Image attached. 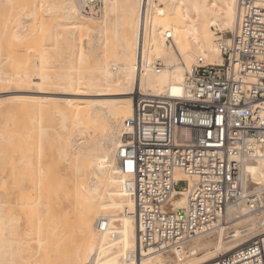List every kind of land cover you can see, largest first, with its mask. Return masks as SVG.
Masks as SVG:
<instances>
[{"label":"bare ground","instance_id":"6f19581e","mask_svg":"<svg viewBox=\"0 0 264 264\" xmlns=\"http://www.w3.org/2000/svg\"><path fill=\"white\" fill-rule=\"evenodd\" d=\"M81 6L82 0H0V112L13 101L33 105L63 102L69 106V123L66 112H58L62 129H68L69 124L67 146L60 151L63 155L69 153L70 172L69 196L65 195L66 199L69 197V212L65 209L66 216L61 218L55 214L44 217L42 212L50 211L49 205L41 201L46 168L40 161L28 165L23 161L30 173L22 174V178L28 184L40 181L41 186L30 189L28 197L24 191V200L18 205L30 207L35 218L28 233H18L20 215L9 210L14 207L10 208L2 196L6 193V184H1L2 175L5 176L2 167L15 164L11 167L17 168L25 155L22 152L24 156L19 159L16 154H7L5 146L4 151L1 149L2 143L19 144L11 141L15 120L5 119L8 110L1 112L6 123L0 122V264H32L30 261L42 252L47 262L34 260L35 264H203L254 237L264 239V233H260L264 211L249 213L248 207L241 205L228 210L227 223L211 235L190 241L183 251L141 249L135 218L136 180L133 175L124 174L118 162L123 121L132 115L135 95L138 91L159 95L167 88L179 93L187 70L200 58L221 63L216 35L234 31L236 0H104L103 13L98 18L82 15ZM89 37L93 41L87 47L79 44ZM45 40L49 42L44 43ZM31 41L37 42L33 45ZM30 56L34 59L30 66L14 63L26 62ZM158 60L164 61L165 66L157 68ZM37 134L44 139L47 127L39 126ZM40 141L36 147L38 155ZM244 170L248 183L262 189L264 157L249 160ZM9 171L15 177L22 173L16 176ZM177 176L192 184V179L181 171H177ZM57 178L54 187L64 186ZM1 188L5 193H1ZM261 196L264 199V193ZM186 204L187 192L178 190L168 205L182 212ZM30 217L31 221L33 216ZM104 220L110 225L105 231L100 228ZM42 228L53 231L40 233ZM230 228L235 232L228 233ZM32 241L37 244L35 249Z\"/></svg>","mask_w":264,"mask_h":264},{"label":"built area","instance_id":"2783aa9c","mask_svg":"<svg viewBox=\"0 0 264 264\" xmlns=\"http://www.w3.org/2000/svg\"><path fill=\"white\" fill-rule=\"evenodd\" d=\"M236 3L234 31L216 40L222 62L200 58L179 93L138 91L123 121L118 162L136 180L141 249L183 251L227 223L230 208L264 211V186L250 185L244 170L249 160L264 157V0ZM103 5L82 0L81 14L98 18ZM178 190L187 192L182 212L168 205ZM109 226L108 220L100 224L103 231ZM261 228L264 233V218ZM203 264H264V239L254 237Z\"/></svg>","mask_w":264,"mask_h":264},{"label":"rangeland","instance_id":"374dc122","mask_svg":"<svg viewBox=\"0 0 264 264\" xmlns=\"http://www.w3.org/2000/svg\"><path fill=\"white\" fill-rule=\"evenodd\" d=\"M22 2H20V4H21ZM10 26V25H9ZM229 31H224V32H218L217 33V35H216V38L218 39V36L220 35L219 33H228ZM230 34V33H229ZM228 34V35H229ZM93 41V39L91 38V37H89L88 39H86V40H81L80 42H79V44L81 45V46H83V47H87V45L88 44H90L91 42ZM34 42L35 41H31L30 43L32 44L33 43V45H34ZM37 42V41H36ZM35 42V43H36ZM49 41L48 40H45L44 41V43H48ZM31 44H29L30 46H31ZM32 45V46H33ZM36 45V44H35ZM122 47H126L125 45H123ZM32 56H30L28 59H30L29 60V62H28V59L26 58V62H24V60L21 62V60L19 61V62H21L22 64H20L19 62H14L15 64L17 63V64H19L20 66L21 65H23V67H24V64L23 63H27V65H28V63H29V66L31 65L30 64V61L32 62L34 59H32L31 58ZM161 62L163 63V66H165V63H164V61H162L161 60ZM26 65V66H27ZM162 66V67H163ZM58 68V67H57ZM30 70H34L32 67H30ZM51 70H53V69H51ZM55 70H59V69H55ZM176 73H177V70H175V72H173V74L174 75H176ZM30 87V89H33L32 88V86H29ZM13 89V88H12ZM36 88H34V90H35ZM50 90H54L53 88H51ZM11 102H9V103H6V105H4V107L5 108H3L2 109V111L1 112H6V110H8V112L10 111V109H14V110H11L9 113H10V115H7L8 114V112H7V114H5L4 113V115H6V118L4 117V116H2L3 118H5L6 120L8 119V120H10V118H12V119H14L15 120V123L14 124H12L11 125V127H13L12 128V132H13V134H12V136L14 137V139H13V137H12V140L11 141H17V143H19L18 145H16V142H11L9 145L11 146V148H13V149H11L10 147H9V145L7 146L5 143L3 144L2 143V146H1V149H3V151H4V146H5V149H7V150H5V152L7 151L8 153L7 154H16V156H17V158H19L20 159V157L22 158L24 155V157H25V159H22L21 161L22 162H20L21 164H19V161H18V163L16 164V167L17 168H12L14 165H4L3 164V166L4 167H2V168H5V171H4V169H2L3 171L1 172V174H3L4 173V178H3V175H2V179H4V180H2L1 181V184H2V186L4 185V183L6 184L5 185V192H3L4 191V188H1V193H5V194H2V196H3V199L4 200H8V202H9V205H10V208H11V206L12 207H14V208H12V209H9L10 211H12L13 213H15V214H17L18 216H19V218H20V220H18L19 221V223L18 224H20L19 226L20 227H18V225H17V232L18 233H22V234H24V230L26 231V230H29L28 228H30L31 227V225L32 224H34V218H35V213H31L30 212V207H29V209L27 208V207H25V208H20V205H18V204H20V200H22L23 199V196H24V194L26 193V196H27V192H31V190H33L32 188L34 187V189L36 188V186H41V182L39 183V182H37V183H32V184H28V183H26V180L25 179H23L22 177L23 176H25L26 174H28V173H30V167L29 166H27V168H26V165H25V163L23 164V161L25 160L26 162H27V165L29 164V163H34V164H37V161H40V162H42L41 164H42V168H46L45 170H46V173H47V176L45 177V178H43L44 180V183L46 184V186H45V184L44 183H42V186H41V189H42V193L43 194H45L44 196H43V194L41 195V201L43 200V202H45V203H47V206H48V210H49V208H50V211H48L47 213H43L42 212V215L44 216V217H47L48 215H56V217L58 216L59 218H61V217H63L64 215L66 216V210L65 209H67L68 210V212H69V197H68V199H66V197L67 196H69L68 194H67V192L69 193V153L67 154V155H63V154H61V151H60V149H61V147H62V149L64 150L65 149V147L67 146V141H68V137H69V124H68V129H66V130H63L62 129V123L63 122H61V120H62V116L60 115V113L58 112V111H63V112H66V114H67V112H68V114H69V106L67 107L66 106V104H64L63 102H57V103H55V104H53V103H51L50 105H41V104H31V103H28V102H18V104H17V106H16V104H14V101H13V103L12 104H10ZM21 103V104H20ZM22 103L24 104H26V106H25V104H24V108L22 107L23 105H22ZM10 104V105H9ZM56 104H58V105H56ZM12 105V106H11ZM19 105H21V107L23 108V110H24V113H23V110L21 109V107L19 106ZM28 105V106H27ZM41 106V107H39V106ZM36 106V107H35ZM37 106H38V108H37ZM49 106V107H48ZM64 106V107H63ZM18 107V108H17ZM59 107V108H58ZM60 107H61V109H60ZM6 109V110H5ZM39 109V110H38ZM52 109V110H51ZM59 109V110H58ZM16 110V111H15ZM19 110H20V112H19ZM67 110V111H66ZM0 112V117H1V115H2V113ZM11 112H14V114L13 113H11ZM56 112V113H55ZM15 113H17L16 115H20L19 117H17V116H15ZM36 113V115L35 116H33L34 114ZM40 114V115H39ZM67 114V119H68V123H69V115ZM15 116V117H14ZM1 117V118H2ZM8 117V118H7ZM17 117V118H16ZM24 117H26V121H25V118ZM58 117V118H57ZM1 118H0V122L2 123L3 122V125H5V119H4V121H3V118H2V120H1ZM32 118H33V120H32ZM34 118H36V119H34ZM53 119V120H52ZM32 120V122H30ZM36 122H35V121ZM19 121V123H17ZM5 122V123H4ZM28 122V123H27ZM34 122H35V124H34ZM0 123V124H1ZM17 124V125H16ZM2 124H1V126H3ZM15 126V127H14ZM17 126V127H16ZM34 126V127H33ZM39 126H41V127H47V130H48V134H47V136L46 137H44V139L42 138V139H39L38 138V130H39ZM32 127V128H31ZM14 128H15V130H14ZM35 128V129H34ZM38 128V129H37ZM27 129H28V131H27ZM32 129V130H31ZM22 130H25V131H22ZM14 131H17V132H19V133H17V132H14ZM31 131V132H30ZM33 131V132H32ZM28 132V133H27ZM20 133H21V136H20ZM31 133V134H30ZM58 133V134H57ZM18 134L20 137H21V139H20V137L17 135ZM25 134V135H24ZM29 134H30V136H29ZM24 135V136H23ZM28 135V136H27ZM68 135V136H67ZM60 136V137H59ZM19 137V138H18ZM24 137V138H23ZM28 137V138H27ZM32 138V139H31ZM59 138V139H58ZM66 138H68V139H66ZM24 139V140H23ZM41 140L40 142H41V146H40V149L39 150H41L40 151V155H38V153H39V151L38 150H36L38 147V141L39 140ZM65 139H66V141H65ZM25 142V143H24ZM60 143V144H59ZM20 144L22 145V146H20ZM27 144V145H26ZM29 145H32L33 147H31V146H29ZM17 146V147H16ZM20 146V147H19ZM28 146V147H27ZM7 147V148H6ZM19 147V148H18ZM37 147V148H36ZM28 148L32 151H29L28 150ZM20 149V150H19ZM14 150H15V152H14ZM17 151H20V153L18 152L17 153ZM38 151V152H37ZM60 151V152H59ZM24 153V155H23V153ZM31 153V154H30ZM37 153V154H36ZM60 153V155L58 156V154ZM23 155V156H22ZM35 155L36 156H38L37 157V159H36V157H35ZM32 156V157H31ZM41 156V157H40ZM31 160V161H30ZM61 160V161H60ZM67 160H68V162H67ZM24 161V162H25ZM44 164V165H43ZM22 165H24L25 166V168H26V170H25V168L22 166ZM2 166V165H1ZM12 166V167H11ZM14 169V170H13ZM9 170H12V172H14V175H16V176H18L21 172V174H20V176L23 174V176H18V177H20V179L18 178V177H15V176H13V175H11V173H10V171ZM60 172V173H59ZM8 173V174H7ZM7 174V175H6ZM13 174V173H12ZM56 174V175H55ZM57 174H59V175H57ZM8 176V177H7ZM60 177V178H62L61 180H63V181H61V180H59V178H57V177ZM6 177V178H5ZM18 179L19 181L17 182V180L15 179ZM14 178V179H13ZM56 178H57V182H58V180L60 181V184H61V182H63L64 184V186H62L63 188H64V190L62 189L61 190V188L62 187H60V188H58V185H56L57 186V188H58V191H57V194H53V190H57V188L56 187H54V185H55V181H56ZM13 180V181H12ZM16 180V181H15ZM25 180V183L27 184H25V183H23V181ZM15 181V182H14ZM20 181H22V184L24 185H20L21 183H20ZM42 181V182H43ZM3 182V183H2ZM16 183H18V185H20V187L18 186V185H16ZM59 183V182H58ZM37 184V185H36ZM1 186V187H2ZM13 186V190L11 189V187ZM27 186V187H26ZM47 186H48V189H50L49 191H50V193L49 192H46V190L48 191V189H46L47 188ZM53 186V187H52ZM15 187V188H14ZM26 187V188H25ZM6 188H7V190H6ZM54 188H56V189H54ZM9 189V190H8ZM31 189V190H30ZM45 189V190H44ZM22 190V191H21ZM24 191H25V193H24ZM62 191H65L64 193L62 192ZM14 192V193H13ZM59 192V193H58ZM15 193H17V194H15ZM66 193V194H65ZM11 194V195H10ZM47 195V196H46ZM59 197V199L57 200L56 199V197L57 196ZM65 195H67L66 197H65ZM19 196H20V199H19ZM28 197V196H27ZM62 197H64V198H62ZM25 198V197H24ZM47 198H48V200H47ZM12 199V200H11ZM26 199V198H25ZM17 200H19V202H16ZM24 200V199H23ZM22 200V201H23ZM61 200V201H60ZM21 201V202H22ZM14 202V203H13ZM59 202L61 203L60 205H59ZM10 203H13V204H10ZM15 203H17V205L15 204ZM8 205V206H9ZM8 208V207H7ZM24 209V210H23ZM52 210H53V212H52ZM63 210H64V212H63ZM67 212V213H68ZM27 213V214H26ZM29 213V214H28ZM51 213V214H50ZM63 213V215L61 216V214ZM26 214V215H25ZM69 214V213H68ZM30 215L31 216H33V219L30 221L29 219H31V217H30ZM54 215V216H55ZM252 215H256V214H252ZM251 215V216H252ZM64 216V217H65ZM30 217V218H29ZM49 217V216H48ZM29 218V219H28ZM244 218V217H243ZM28 220V221H27ZM33 222V223H32ZM237 222H239V221H237ZM245 223H248V221H246ZM24 224V225H23ZM48 227V226H47ZM54 228V230H55V228H56V226H53ZM45 228V227H44ZM44 228H42L41 229V231H40V233H50L51 231H53L52 230V228H50L51 230H48L47 232H45V229ZM49 228V227H48ZM59 228H60V224H59ZM23 230V231H22ZM47 230V229H46ZM26 233H28L27 231H26ZM29 233H30V231H29ZM31 233H32V231H31ZM33 233H36V231H33ZM212 233H210V234H208V235H211ZM31 245H32V247H33V249H35L36 248V242L35 241H32L31 242ZM74 248V247H73ZM70 250H71V248L69 249V252H70ZM166 254V253H165ZM43 260L42 262L44 263H46L47 262V259L45 258V255H44V252H42V253H40V254H37L36 256H35V258H33L30 262L32 263V264H35V262H34V260ZM37 264V263H36Z\"/></svg>","mask_w":264,"mask_h":264}]
</instances>
